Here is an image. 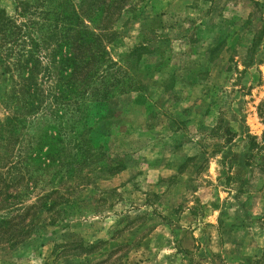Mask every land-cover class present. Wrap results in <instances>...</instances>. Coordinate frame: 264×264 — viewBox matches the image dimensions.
Masks as SVG:
<instances>
[{
    "label": "rangeland",
    "instance_id": "374dc122",
    "mask_svg": "<svg viewBox=\"0 0 264 264\" xmlns=\"http://www.w3.org/2000/svg\"><path fill=\"white\" fill-rule=\"evenodd\" d=\"M30 1L0 0V12ZM134 2L112 24L88 25L104 38L98 76L112 60L135 86L109 102L93 136L121 168L93 165L55 223L42 215L24 242L0 241V264H264V0ZM3 68L0 54V127ZM52 126L39 118L27 139ZM9 168L0 165V216L11 217L53 186Z\"/></svg>",
    "mask_w": 264,
    "mask_h": 264
},
{
    "label": "trees",
    "instance_id": "16d2710c",
    "mask_svg": "<svg viewBox=\"0 0 264 264\" xmlns=\"http://www.w3.org/2000/svg\"><path fill=\"white\" fill-rule=\"evenodd\" d=\"M134 5V0H81L80 5L70 0H32L20 2L15 16L0 12V54L11 83L5 97L8 116L0 127V165L21 164L31 182L53 186L19 210L23 212L0 216V241L10 248L30 237L42 215L55 223L65 213L61 207L73 205L79 192L91 185L93 165L98 163L96 169L109 173L121 168L103 159V144L95 150L93 136L97 122L107 118L109 102L135 86H128L133 85L131 78L121 75L123 68L112 60L98 76L107 61L104 38L98 44L88 25L102 19L112 24ZM115 35L111 29L108 41ZM94 41L102 54L93 50ZM51 43L56 48L50 58ZM80 48L82 54L77 53ZM49 58L52 62L46 63ZM39 118L51 122L54 135L27 139Z\"/></svg>",
    "mask_w": 264,
    "mask_h": 264
}]
</instances>
